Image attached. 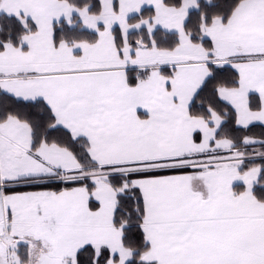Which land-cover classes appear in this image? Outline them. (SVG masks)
Segmentation results:
<instances>
[{
	"label": "snow or ice",
	"instance_id": "snow-or-ice-1",
	"mask_svg": "<svg viewBox=\"0 0 264 264\" xmlns=\"http://www.w3.org/2000/svg\"><path fill=\"white\" fill-rule=\"evenodd\" d=\"M264 0H0V264H264Z\"/></svg>",
	"mask_w": 264,
	"mask_h": 264
},
{
	"label": "trees",
	"instance_id": "trees-1",
	"mask_svg": "<svg viewBox=\"0 0 264 264\" xmlns=\"http://www.w3.org/2000/svg\"><path fill=\"white\" fill-rule=\"evenodd\" d=\"M262 131H264V129L256 128V129H254V134L259 135Z\"/></svg>",
	"mask_w": 264,
	"mask_h": 264
}]
</instances>
